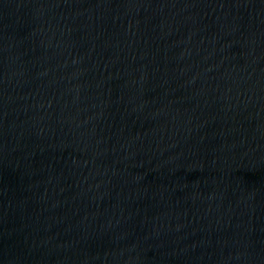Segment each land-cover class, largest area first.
<instances>
[{
	"label": "water",
	"instance_id": "obj_1",
	"mask_svg": "<svg viewBox=\"0 0 264 264\" xmlns=\"http://www.w3.org/2000/svg\"><path fill=\"white\" fill-rule=\"evenodd\" d=\"M205 171L264 250V0H112Z\"/></svg>",
	"mask_w": 264,
	"mask_h": 264
}]
</instances>
